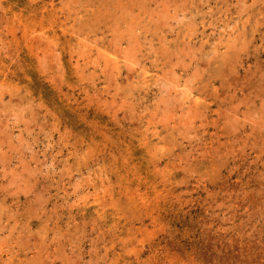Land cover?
Returning a JSON list of instances; mask_svg holds the SVG:
<instances>
[{
	"label": "rangeland",
	"instance_id": "374dc122",
	"mask_svg": "<svg viewBox=\"0 0 264 264\" xmlns=\"http://www.w3.org/2000/svg\"><path fill=\"white\" fill-rule=\"evenodd\" d=\"M0 264H264V0H0Z\"/></svg>",
	"mask_w": 264,
	"mask_h": 264
},
{
	"label": "bare ground",
	"instance_id": "6f19581e",
	"mask_svg": "<svg viewBox=\"0 0 264 264\" xmlns=\"http://www.w3.org/2000/svg\"><path fill=\"white\" fill-rule=\"evenodd\" d=\"M134 21V20H133ZM158 21V20H157ZM131 24V23H130ZM134 26V25H133ZM135 29V28H134ZM132 33H133V31H132ZM132 33H131V35H132ZM137 34V33H136ZM135 35V34H134ZM133 36V35H132ZM134 37V36H133ZM141 47V46H140ZM153 47V46H152ZM132 68V67H131ZM159 68V67H158ZM135 73V72H134ZM196 103V102H195Z\"/></svg>",
	"mask_w": 264,
	"mask_h": 264
}]
</instances>
